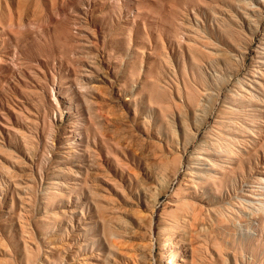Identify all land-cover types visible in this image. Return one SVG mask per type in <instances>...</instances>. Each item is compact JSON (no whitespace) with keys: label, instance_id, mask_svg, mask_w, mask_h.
<instances>
[{"label":"rangeland","instance_id":"obj_1","mask_svg":"<svg viewBox=\"0 0 264 264\" xmlns=\"http://www.w3.org/2000/svg\"><path fill=\"white\" fill-rule=\"evenodd\" d=\"M172 253L264 264V0H0V264Z\"/></svg>","mask_w":264,"mask_h":264},{"label":"bare ground","instance_id":"obj_2","mask_svg":"<svg viewBox=\"0 0 264 264\" xmlns=\"http://www.w3.org/2000/svg\"><path fill=\"white\" fill-rule=\"evenodd\" d=\"M168 184V183H167ZM166 184V185H167ZM169 185V184H168ZM146 186V185H145ZM149 186V185H148ZM153 188V187H152ZM165 189V188H164ZM164 189H162V191L164 190ZM166 189H167V187H166ZM154 190H155V188H154ZM166 191V190H165ZM164 192V191H163ZM156 207V206H155ZM186 209V208H185ZM182 211V210H181ZM152 214H154V211H152ZM180 214V213H179ZM179 214H176V215H173L172 216V219H173V225H172V227H179V226H182L183 224L185 225L189 220L187 219V218H185V217H183V216H181V215H179ZM170 215V214H169ZM149 216H151V215H149ZM163 216V215H162ZM196 217V216H195ZM149 218V217H148ZM163 218V217H162ZM166 219V218H165ZM153 220V219H152ZM153 223V222H152ZM191 226V225H190ZM153 228V227H152ZM191 232H194V231H191ZM170 234V233H169ZM178 234V233H177ZM179 241V240H178ZM177 244V243H176ZM187 253H188V251H187ZM176 254L177 253H172L171 254V256H173L174 258H173V262H171V261H169L170 262V264H176V258H175V256H176ZM184 261V260H183ZM187 263V262H186ZM179 264H185V261H184V263H179ZM190 264V263H189Z\"/></svg>","mask_w":264,"mask_h":264}]
</instances>
